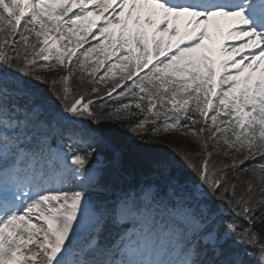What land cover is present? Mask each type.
I'll use <instances>...</instances> for the list:
<instances>
[{
  "label": "snow or ice",
  "instance_id": "snow-or-ice-1",
  "mask_svg": "<svg viewBox=\"0 0 264 264\" xmlns=\"http://www.w3.org/2000/svg\"><path fill=\"white\" fill-rule=\"evenodd\" d=\"M0 264H264V0H0Z\"/></svg>",
  "mask_w": 264,
  "mask_h": 264
},
{
  "label": "trees",
  "instance_id": "trees-1",
  "mask_svg": "<svg viewBox=\"0 0 264 264\" xmlns=\"http://www.w3.org/2000/svg\"><path fill=\"white\" fill-rule=\"evenodd\" d=\"M93 99L96 100L97 97L95 95H93ZM107 103L109 105H111V104H115L116 101L112 100V99H107ZM168 136H169V140H175V143H170L169 140L164 141V144L168 147V149L170 151L187 150L190 153H192V155L195 157V162L200 163L202 161V159L204 158L203 155H201V156L195 155L197 152L202 151L201 146L199 144H197L196 142H194L190 137H185L182 134L181 135L176 134L175 136H171V135H168ZM219 154L221 155V153H217V155H213V157L215 156V159H216L217 157H219L218 156ZM213 157H212V159H213Z\"/></svg>",
  "mask_w": 264,
  "mask_h": 264
},
{
  "label": "rangeland",
  "instance_id": "rangeland-1",
  "mask_svg": "<svg viewBox=\"0 0 264 264\" xmlns=\"http://www.w3.org/2000/svg\"><path fill=\"white\" fill-rule=\"evenodd\" d=\"M105 15H107V13H105ZM93 19H97V20H99L100 18H99V17H93ZM100 22L102 23V20H101ZM87 40L90 41V40H89V37L87 38ZM243 42H244V41H230V44H235V45L238 47L239 44H240V43H243ZM85 43H86V42H85ZM85 43H84V44H85ZM253 50H254V49H251V48H245L241 54H242V55H246V54H248L250 51H253ZM60 75H63V73H58V74L56 75V77L58 78ZM85 75H86V74H85ZM86 78H87V79H90V78L87 77V76H86ZM82 87H87V88L90 89V88L92 87V85L89 84V85H85V86H82ZM99 87H100V86H99ZM100 88H101V87H100ZM208 151H213V148H212L211 144L209 145ZM213 155H217V153L214 152ZM218 156H219V157H217L216 159H215V156L213 157V160L216 162V164L230 163V162H231V155H229L228 157H224L222 154H221V155L219 154ZM228 175L231 176L232 173H228Z\"/></svg>",
  "mask_w": 264,
  "mask_h": 264
}]
</instances>
